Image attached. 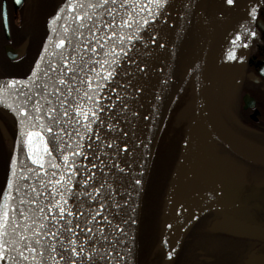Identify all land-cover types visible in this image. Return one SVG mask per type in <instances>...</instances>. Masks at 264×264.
I'll return each instance as SVG.
<instances>
[{"label":"water","instance_id":"water-1","mask_svg":"<svg viewBox=\"0 0 264 264\" xmlns=\"http://www.w3.org/2000/svg\"><path fill=\"white\" fill-rule=\"evenodd\" d=\"M67 2L68 0H62L50 17L46 37L30 72L25 77L0 78V83L12 79H27L37 61H41L40 69L46 70L50 61L55 60V71H50L48 77H44L41 72V80L37 83H47L50 89L53 85L60 88V93L47 94L48 99L57 107L61 127L65 130L55 142L50 136L45 137L56 162L63 163L55 151L57 145L71 144L72 151H75L78 144L82 152V155L76 157L78 174L73 177L72 186L65 197L73 214H66L65 219L59 223L51 220L47 207L51 202V189H42L37 180L32 178V173L27 174V179L22 178L21 166H37L32 164L27 155L28 148L24 143L25 137L19 123L21 119L26 118L13 111L22 105L23 96L6 89H0V101L15 115L17 134L0 203L3 202V194L10 179L16 182V186L31 184L35 186L36 191L42 192L41 196L36 197L27 188H21V193H27V196L23 197L25 200L36 199L39 207L45 209L44 213H37L34 219L46 232L52 233L42 234L41 245L47 250L40 254L36 264H53V260L48 258L50 247L56 249V252L52 253L54 264H69L71 254L67 244L72 236L65 231L67 228H71L78 239L77 250L79 251L83 244L85 253L94 257V254L89 253L88 243L85 242L87 233L84 230L95 228L98 224L104 226L103 235L108 237L107 241L96 231L88 236V240L96 242L98 250L102 248L111 255L108 262H97L93 258L92 264H138L141 210L155 152L171 107L187 75L196 64L201 119L196 130L188 137L167 195L166 209L172 214L167 229L170 249L187 223L209 209L227 207L241 189L240 176L233 173L230 163L216 151L213 134L239 158L264 168V147L231 131L217 115L212 96V74L217 57L237 30H249L253 23L252 9L256 10L260 0H234L231 5L227 0H167L155 19L147 17L146 12L140 13V16L148 19L146 25L140 24L139 37L142 39H134L127 55L120 56L115 65L116 74L108 81H95L93 76L94 83L104 85L102 91L89 89L87 80L93 75L90 69L99 70L95 61L111 60V52L115 50L108 40L102 39L109 31L104 28V24L112 20L107 11H113L119 24L121 17L127 19L126 10L135 14L139 5L137 8H131L124 5V0H116L115 3L109 0L102 7L89 9L85 6L83 11L77 9L81 16L87 13V16L91 17L84 18L83 23L87 27L79 28V32L83 33L79 35L76 32L78 23L71 20H68V24L65 23L67 11L61 13V18L53 22V17ZM87 2L89 0H81V3ZM90 2L100 3L101 0ZM144 2L146 3V0ZM137 20L139 21V16ZM69 25V31L66 33L64 29ZM53 28L56 29L55 32ZM89 29H92L96 37L101 38L99 44L105 46L103 49L96 44L93 36L89 35ZM126 31L132 34L135 26ZM49 37H52L51 41ZM66 37L68 39H65ZM60 39H65V45L55 48L54 45ZM86 42L87 48L84 47ZM46 46L47 52L44 51ZM92 46H96L99 55L90 51ZM104 52L109 55H103ZM53 53H62L68 64L65 65L60 56H53ZM60 79L66 80L67 86L59 84ZM69 87L72 89L70 95ZM16 88L20 92L29 91L25 85H16ZM36 90L33 88V91ZM95 91H98L99 95L96 103L103 111L95 109L99 119L94 120L86 130L82 126L86 121H81L80 124L74 122L78 119L74 109L77 105L82 108L85 105L93 107L89 101L81 98L85 92L93 95ZM58 95L60 103L67 99L63 108L57 103ZM28 107L31 114V106ZM63 111H67L68 116H63ZM76 133L80 135L77 136ZM35 147L38 148L39 144ZM14 156L17 162L15 169L12 167ZM13 170L16 171L15 177L12 176ZM40 176L43 177L44 173H40ZM58 178L59 176L54 177ZM85 180L89 182L85 184ZM136 181L140 183L137 184ZM101 185H104L102 194H97L94 189L101 188ZM21 193H17L14 187L13 199L19 201ZM101 200L105 205L102 210L98 207ZM36 207L37 205H27L20 210L28 212L29 208ZM9 212L12 218V210L9 209ZM97 212L101 215L97 216ZM52 213L54 214L55 210H52ZM45 216H49V219H43ZM103 216L108 217L111 225L104 222ZM19 223L23 224L24 221ZM116 225L119 228L114 231L113 227ZM29 227L35 228L30 221ZM216 228L239 237L264 238V230L260 225L242 219L224 217ZM57 231L61 233L63 240L55 235ZM25 235H28V232H25ZM32 246L40 247L35 243ZM12 255L16 254L13 252ZM61 255H64L65 259H60ZM71 259H75L77 264H89L87 256H75ZM168 261L167 257L164 264H168ZM257 262L264 264V255H260ZM0 264H15V261L3 259Z\"/></svg>","mask_w":264,"mask_h":264},{"label":"flooded vegetation","instance_id":"flooded-vegetation-1","mask_svg":"<svg viewBox=\"0 0 264 264\" xmlns=\"http://www.w3.org/2000/svg\"><path fill=\"white\" fill-rule=\"evenodd\" d=\"M61 1L21 0L17 4L15 0H0V78L25 77L30 72L46 37L49 18ZM252 21L247 32L237 30L231 36L217 57L212 74V96L217 115L231 131L264 147V0H260ZM195 73L194 70L185 80L155 152L141 210L138 264H164L167 257L168 264H258V257L264 255V238L239 237L216 227L224 217H230L260 225L264 230V168L236 156L214 134L216 151L230 163L233 173L240 176L241 189L227 207L209 209L187 223L171 249L167 241L172 219L166 209L167 195L188 137L201 119ZM16 133V117L0 101V198ZM168 136L173 140L166 146ZM151 179L153 193L149 197ZM154 199H158L157 210L149 208L150 203L154 205ZM246 208L255 218L243 217ZM151 217L157 224L153 227L157 232L155 229L152 232L156 240L143 260L141 229L148 226L146 222H150ZM223 238L240 243L248 241L240 244V258L236 251L234 255L224 246ZM218 244H223L221 258L212 251ZM228 258L233 263H228Z\"/></svg>","mask_w":264,"mask_h":264},{"label":"snow or ice","instance_id":"snow-or-ice-1","mask_svg":"<svg viewBox=\"0 0 264 264\" xmlns=\"http://www.w3.org/2000/svg\"><path fill=\"white\" fill-rule=\"evenodd\" d=\"M17 4L21 2V0H15ZM109 0H101L100 3H92L87 2L81 3V0H68V2L59 9L56 16L53 17V22L60 19L61 13L67 11V19L65 23L68 24V20H71L73 23H78V28L76 32L79 35H83L82 32H79V28L87 27L83 20L85 17L91 19V17L87 16L85 13L84 16L79 14V11H83V8L86 6L89 9L102 7L104 4H107ZM113 3L116 0H112ZM234 0H227L229 5L233 4ZM167 0H124V5H128L131 8H137L135 14L131 11L126 10L127 19L124 17L120 18L119 24H117L116 18L113 15V11L108 10L107 14L112 17L110 23H105L104 28L109 31L107 34L102 37V39L108 40V43L112 46L114 51L111 52L112 59H104V60H96L95 64L99 65V70L96 68H92L89 71L92 72V76L88 77L87 87L89 89L95 88L96 90H103L104 85L102 83H94L93 76L95 81H108L110 80L115 73V65L119 62L120 56H126L127 50L132 47V41L134 39H142L139 37L140 24H147L148 19L144 16H140V13H147V17L155 19L156 15L159 14L161 8L165 6ZM121 5V7H124ZM79 9V11H76ZM255 8L252 9L253 15H255ZM137 16H139V21L137 20ZM115 26V28H114ZM135 26V31L132 34H128L126 30H131ZM70 25L65 27L64 31L67 33L69 31ZM56 29L53 28V32ZM254 34V33H253ZM89 35L93 36V40L96 41V44L99 45L102 49L105 47L104 45H100L99 41L101 38L96 37L93 34L92 29H89ZM115 38V39H112ZM65 39H68L66 37ZM65 39H60L58 43L54 45L55 48H62L65 45ZM52 40V37H49V41ZM155 42V41H153ZM84 47H88L87 42ZM45 52L48 51L47 46L44 49ZM91 52L99 55L100 53L96 52V46H92L90 49ZM119 53V55L117 54ZM53 56L59 55L60 59L63 61L65 65L68 64V60L63 56L62 53L56 54L53 53ZM103 55H109L108 52H104ZM41 61H37L35 68L32 70L30 76L27 79H12L6 82L0 83V89H6L8 92L19 93L23 96L22 105L18 109H13V111L17 112V115H23L26 119H21L19 121L23 132L22 135L25 137L24 143L28 148V157L31 159L33 165L37 166L36 168L29 167L28 165H23L20 167L21 176L23 179H27V174L32 173V178L37 180V183L42 189H51L50 192V200L51 202L48 204L50 219L57 221L59 223L60 220L65 219V215L71 216L73 213L69 210L67 206V200L65 197L68 195V190L72 186L73 177L78 174V169L76 166V157L82 155L80 150V146L77 144L75 146V151H72L73 145H57L55 151L59 154L63 163H57L56 157L53 156V151L49 149V143L46 140V136H50L53 142L60 139V133L65 130L61 127L60 113L57 111V107L53 105L52 101L48 99V93L52 92L53 94L60 93V88L56 85H53L52 88H49L47 83H37V81L41 80L40 73H43L44 77H48L50 71H55L57 65L55 60H51L46 70L40 69ZM72 69H69L71 71ZM143 71V68L140 69ZM75 79V77H73ZM83 83V82H82ZM59 84L67 86V81L64 79L59 80ZM16 85H25L29 91L28 92H20ZM33 88L37 89L33 91ZM71 87H69V95L71 94ZM139 91V89H137ZM62 95V94H61ZM99 95L98 91H95L93 95H89L87 92L84 93V96L81 98L82 100L86 99L89 101L93 107L89 108L85 105L83 108L79 105L75 106L76 119L74 122L80 124L81 121H86L82 126L87 130L90 128L91 123L94 120H98L99 116L95 109H100V105L96 103ZM119 99V97H117ZM57 103H60V96H56ZM63 103H67V99L65 98ZM63 103H60V107L63 108ZM31 106V114L29 113V107ZM127 107V105H124ZM11 107V106H9ZM63 116H68L67 111H63ZM55 129V130H54ZM79 136V133H76ZM39 144V147H35L36 144ZM91 147V145H89ZM111 147V145H109ZM16 158L13 157L12 167L15 169L16 167ZM47 165V167H45ZM95 167V165H93ZM40 173H44V176L41 177ZM12 176H16V171H12ZM59 176L58 179H54V177ZM89 181L85 180L84 183L87 184ZM137 184L140 181H136ZM15 187L17 193H21V188H27L30 192H32L36 197L42 195V192L36 191L35 186L31 184H22L20 186H16V182L10 179L7 182L6 190L3 194V202L0 203V260L8 259L14 260L15 264H36L38 257L40 254L47 249H44L41 245L42 234L52 235L51 232H46L42 225H38L34 216L37 213H44L45 209L39 207L36 199H28L25 200L23 197L27 196V193H21V199L19 201H15L12 195V189ZM104 185H101V188H96L94 191L97 194H102L101 189ZM63 188V191H61ZM59 197V199H57ZM27 205H37L35 209L29 208L28 212L21 211V207H26ZM98 207L102 210L105 208L103 201H99ZM9 209L12 210V218H10ZM52 210H55V213H52ZM81 214V213H77ZM97 216L101 215L100 212L96 213ZM43 219L48 220L49 216L43 217ZM95 219V217H92ZM102 219L108 225H111V221L108 220V217L103 216ZM24 221L23 224L19 223V221ZM29 221L35 228L29 227ZM79 227V225H77ZM119 228L118 225L113 227V230L116 231ZM65 231L69 232L72 236V239L68 241L67 247L70 250L71 256L69 257V264H77L75 259H71V257L75 256H87L89 259V264H92L93 258L99 261L108 262L109 256L111 253L104 251L102 248L98 250L95 246L96 242L88 240V236H90L94 231L99 232L104 241H107L108 237L103 235L104 226L97 225L95 228H86L84 230L87 235L85 236V242L88 243L89 253L94 254L93 256H89L88 253H85V249L83 244H81L79 251L77 250L78 239L75 236V233L71 228L65 229ZM25 232H28V235H25ZM83 234V233H82ZM57 237L63 240V236L59 231L55 233ZM33 243L40 246L33 247ZM16 255L13 256L12 253ZM56 249L54 247H50L49 251V259L53 260L54 257L52 253H55ZM60 259H65L64 255L60 256Z\"/></svg>","mask_w":264,"mask_h":264},{"label":"rangeland","instance_id":"rangeland-1","mask_svg":"<svg viewBox=\"0 0 264 264\" xmlns=\"http://www.w3.org/2000/svg\"><path fill=\"white\" fill-rule=\"evenodd\" d=\"M153 179V178H152ZM152 179L150 180V188L149 189H151L150 191H149V197H150V195H151V192L153 193V191H152V187H153V183H154V181H152ZM162 185H161V187H160V190H162ZM158 191V193H159V189L157 188V190H156V192ZM157 201H158V199H154V205H151V203H150V205H149V208L150 209H152L153 207H155V209L154 210H157L158 209V207H157ZM146 224L148 225L147 227H143L141 230V243H140V249L141 250H143V252L145 251V253H144V257H143V260L146 258V253L150 250V247H151V245H152V243H154V241L156 240H154V233H153V235H152V232H154V229H155V232H157V229L156 228H154L153 229V227H156L157 226V224L155 223V220H154V218H152L151 217V220H150V222L148 221V222H146ZM155 236H156V234H155ZM222 243L224 244V246H226L228 249H231L232 250V253L235 255V251H236V248L240 245L239 244V242H237L236 240H231V239H225V238H223L222 239ZM140 250V251H141ZM225 254H224V256L226 255V252H224ZM226 257V256H225ZM233 256H231V258H232ZM230 258H228V260H229ZM236 259H237V257H236ZM227 260V259H226ZM237 261H239V259H237ZM228 263H233V260H229V262ZM141 264H143L142 262H141ZM144 264H146V263H144Z\"/></svg>","mask_w":264,"mask_h":264},{"label":"bare ground","instance_id":"bare-ground-1","mask_svg":"<svg viewBox=\"0 0 264 264\" xmlns=\"http://www.w3.org/2000/svg\"><path fill=\"white\" fill-rule=\"evenodd\" d=\"M237 156V155H236ZM244 214H245V216L243 215V217H245L246 218V216L247 217H250V218H255L253 215H252V211L249 209V208H246L245 210H244V212H243ZM256 220V219H255ZM257 221V220H256ZM246 243H248V241L247 242H239V244H246ZM249 244L251 245L252 244V242H249ZM218 247V248H217ZM217 247L214 249V250H212V251H215L216 253H218V257L219 258H221L222 257V253H221V248L223 247V244H218L217 245ZM238 248H239V250L238 249H236V253H237V257L238 258H240L241 256H242V251H241V247H240V245L238 246Z\"/></svg>","mask_w":264,"mask_h":264},{"label":"trees","instance_id":"trees-1","mask_svg":"<svg viewBox=\"0 0 264 264\" xmlns=\"http://www.w3.org/2000/svg\"><path fill=\"white\" fill-rule=\"evenodd\" d=\"M173 140V137H170V136H168V138H167V141H166V143H165V145L167 146L168 145V143H171V141ZM166 146H165V148H166ZM164 148V149H165Z\"/></svg>","mask_w":264,"mask_h":264}]
</instances>
